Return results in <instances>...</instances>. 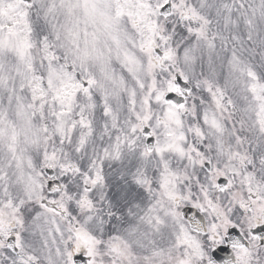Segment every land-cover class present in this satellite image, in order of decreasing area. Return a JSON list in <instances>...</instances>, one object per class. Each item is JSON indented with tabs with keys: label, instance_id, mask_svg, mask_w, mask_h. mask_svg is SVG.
Wrapping results in <instances>:
<instances>
[{
	"label": "flooded vegetation",
	"instance_id": "flooded-vegetation-1",
	"mask_svg": "<svg viewBox=\"0 0 264 264\" xmlns=\"http://www.w3.org/2000/svg\"><path fill=\"white\" fill-rule=\"evenodd\" d=\"M117 124L116 130H108L109 135L117 136L104 142V152L96 156L99 160H89L87 176H100L102 185L96 186L100 192L114 177L126 195H156L157 201L151 204H156L159 218L163 207L160 220L165 227L172 223V209L182 204L181 209L189 206L199 212L206 231L191 233L198 245L193 251L199 258L187 257L186 247L178 242L170 246L169 231L140 233L137 217V233L103 236L104 249L97 257L91 251L95 238L87 231L62 234L64 249L60 248L57 216L48 218L46 233L38 238L27 232L19 218L0 210V264H73L74 255H82L87 264H264V193L253 192L247 185L249 182L264 188L263 148L253 158L251 147L243 143L246 138L235 136L232 120L192 121L185 124L194 127H186L190 134L174 144L169 143L166 131H161L157 123L141 121L137 111H131L128 120ZM149 137L153 139L151 151L145 150ZM172 192H180L181 196L175 195L172 200ZM85 198L92 204L91 196ZM41 202L57 211L59 194L45 195ZM145 208L130 210L122 203L116 220L121 222L130 213L144 214ZM34 210L30 208V212ZM104 211L107 214V209ZM86 213L90 214V206ZM31 220L40 225L35 218ZM148 226L143 222L142 229ZM173 233L175 237L187 236L179 227ZM154 248L161 253H151ZM216 251L213 262L210 256Z\"/></svg>",
	"mask_w": 264,
	"mask_h": 264
},
{
	"label": "rangeland",
	"instance_id": "rangeland-1",
	"mask_svg": "<svg viewBox=\"0 0 264 264\" xmlns=\"http://www.w3.org/2000/svg\"><path fill=\"white\" fill-rule=\"evenodd\" d=\"M155 1L156 6H151L146 0H136V2L133 0H114L113 3H116L117 5L115 12L121 13V15L117 16L126 17L129 23L134 25V29L136 30V35L135 33H130L127 30H124L123 32L125 34L122 38L117 31L114 32L113 30L114 27H121V23L119 22L120 20H115L116 22L111 20L113 19L111 17L113 15L111 12L112 0L111 2L110 0H103V2L102 0H69L70 4L68 6L65 0H42V2L41 0H31L29 3L23 0H0V15H4L5 21L2 24L0 23V29H6L0 31V42L4 49H10L17 55L7 57L4 60V63L7 64V70L0 71V95H4L3 97L8 100L7 102H4L6 109L2 116V128L0 127V148L4 149L0 153L3 157L10 159L9 166L6 167V174L8 176V185L11 188L16 186L19 188L18 191H25L31 186H37V184H39L37 180V176H39V171H37L36 168L37 165L35 164L32 166L31 162H28L25 158V155H29L28 151L30 147H32L30 149V156L33 157L31 150L37 146L38 136H40L41 132V124L39 122L36 123L34 117L36 114H42V108L41 111H39V109L32 105V102H42L47 106L53 105L52 107L64 108L66 110L65 107L68 108L67 102L72 100L73 95L78 93L82 97L91 101V95H93V84L92 81H89L92 74H89L91 76L86 75L85 78L86 80L88 79V82L85 87L82 86L83 79H75L73 75L65 77L63 76L64 71L57 75V70L53 68L52 64H47L46 67L49 69L50 73L56 75V79H53L52 77L46 78V81L44 82L41 77L33 75L36 73V70H38L36 68L38 62L42 61L39 52L36 53V46L33 42L34 38L37 37L39 33L37 27L43 28L45 33L57 36V40L61 42V46L64 50L68 45L69 57L71 59L91 58L90 61L88 60L87 62H90L98 71L104 69L100 63L102 57L104 55H109L110 53L114 56L110 55L107 59L110 57L115 58L119 66V75H130L134 81L138 80V83H140V79L143 77L144 70L146 69L147 79L145 84H142L137 88L139 93H137V97L140 95L138 106L141 107V110L143 111L148 109L150 105H153L154 103H159L161 105V103H163L164 92L173 88V83L170 81L167 82L165 86L159 85L163 78L166 77L158 72L159 70L156 66L159 65H163L165 68H170L169 71L176 67L180 68V73L185 79H192V76H194L196 81H198L196 83L198 87L195 89L194 93L197 95L200 92V89L204 90L207 93L204 96L206 103L213 106L216 101L222 110L221 99L224 92L223 88H218L219 93L215 92L216 94H219V97L216 99L214 98L213 92L214 85L221 86V83H211L210 79L205 80L190 73V70L195 67L192 52L204 49L207 54H210L215 48L213 45V49H208L200 39L203 34H206L203 29L204 20L202 16L189 6L190 4L187 0H173L172 3L174 10L172 15L167 18L168 20L160 19L158 17V10L160 6L167 2V0ZM257 1L258 0H255L256 3L259 2ZM202 10L204 9L202 8ZM23 12H27L31 16L35 14V12H38V18H35L34 21L25 22V20L21 19ZM109 12H111L112 15ZM47 13L52 15L57 14L62 18L45 21ZM68 16L71 17L69 20L67 19ZM106 17L109 19V22H107ZM182 17H185V25L186 22L189 25L188 33L197 35L199 39L192 40V38H189L181 43L180 39L183 36V33L175 32L176 28L172 26L178 23V18ZM249 21L252 25L250 19ZM225 22L231 41L239 44V42L242 41L241 35H243V28L239 24V16L234 13L233 17H226ZM259 27L261 33L257 32V25L254 24V30L248 34L253 39L257 38L264 40V22H262ZM79 30H86L85 33L87 35L85 39L82 38ZM127 38L131 45L128 44ZM3 39L4 41H2ZM91 40L94 41L93 50L90 49L88 52L81 51L86 46L85 42H90ZM251 41L254 40H250V45L252 44ZM182 44L186 45L182 47ZM242 45L245 47L244 43H242ZM179 46L181 48H179ZM4 49H0V61L6 57V49ZM156 49L162 52L163 59L158 57V54L155 51ZM260 49L262 50L261 54L263 55V57L260 56L261 65L264 66V41ZM152 57L153 59L151 60ZM202 57L206 62L207 60H210V57H206V55ZM220 57L231 58V56ZM29 63L32 65V68L29 67ZM11 64L15 67L8 70V65ZM85 64H87L86 59ZM85 67L86 65L82 67L85 69L84 72H86ZM200 70V75L206 77V69L203 65H201ZM254 71L256 72V70ZM108 72L109 69H107V75ZM152 80L158 81L154 84ZM120 81L121 80L119 79H115L113 80V84L119 83ZM2 82H5V87L3 88ZM231 84L233 87V82ZM23 85L27 86L28 95L29 97H32L28 102L23 100L20 94L14 93L20 91ZM113 89L116 91L115 88ZM253 89L254 91H257L258 85L256 83L253 84ZM7 91L15 94V97L19 101L17 104L10 103L11 96L7 98ZM147 92V98H149L153 104H149V102L142 103L141 94ZM233 93L236 94L234 90ZM129 97H132V95H129ZM229 98L231 100L235 99L236 101L239 99L238 96L233 99L232 95H230ZM192 101L193 100H189L186 105L191 107ZM137 102L138 100L136 101V104ZM55 104L57 105L55 106ZM64 105L65 107H63ZM9 108H13V110H10ZM69 110L76 111V113L81 111L78 105H75L74 107L72 105ZM258 110L261 112V116L264 120V102L258 105ZM63 111L61 109V112ZM207 111L205 116L208 115L210 117L209 119H214L213 115ZM232 112L238 120H244L247 118L246 109L242 111L237 110L236 113L234 109ZM169 114L175 115H171L169 118L170 120H180L179 111L175 110L174 112H169ZM58 123L64 125V118H59ZM73 124L82 125V127L88 126V123H84L82 119H77ZM261 124L264 126L263 122H261ZM47 131L48 128H45L44 130L42 129V132L47 133ZM70 133V127L68 126L67 131L62 134L57 133L55 129L53 131L49 129L48 135L56 138H65L67 136L66 140H68ZM258 134L263 138V133ZM13 147H16L15 154L13 153ZM36 148L37 150L34 149L35 153L38 151V146ZM63 158L65 157L62 156V154L57 156L54 152L53 155H46L45 160L40 164V167L42 166L41 170L46 167L59 168L61 166L59 174L62 177V174L66 173V170L69 168V164H73L72 162L66 161H63V164H61L62 161H60V163L59 159L63 160ZM33 172L35 179L32 176ZM243 177L248 179L247 176ZM64 180L65 182H70V177H64ZM247 185L253 192L264 193V188L260 186L254 187V185L249 182ZM63 196V193L60 194V198ZM61 205L65 208L66 202L61 201ZM0 207V210L4 213L9 216L10 214L11 216H14L12 214L13 211L10 210L12 209L10 206H6V209H2L4 206ZM84 207L86 208V204L82 203V208ZM60 219L64 231H69L67 230L68 228H66L68 225L65 221L66 218L61 216ZM92 252H100V246L92 248Z\"/></svg>",
	"mask_w": 264,
	"mask_h": 264
},
{
	"label": "trees",
	"instance_id": "trees-1",
	"mask_svg": "<svg viewBox=\"0 0 264 264\" xmlns=\"http://www.w3.org/2000/svg\"><path fill=\"white\" fill-rule=\"evenodd\" d=\"M187 1L192 7H194L196 10H198L202 14L205 20V24H203V29L206 32V35L202 36L200 39L202 40L204 46H206L208 49H213V45L215 46V48L210 54H207V52L204 49H201L199 54L201 56L206 55V57H210L209 58L210 60L209 61L207 60V62H209L210 65H213L215 62H217V57H220L221 55L225 54V51H223V48L220 46L221 42L228 43L231 41V38L228 35V31L226 29V22H225L226 17L220 15L218 12H226V13L232 12L233 3H235V1L234 0H222L220 2H218V0H187ZM202 8L204 10H202ZM4 22H5L4 15H0V23L2 24ZM178 29L180 30L181 33H183V36H184L182 38L183 39L182 42H185L189 38H192V40H195L198 38V36L196 35L187 33L184 25L179 26ZM3 30H6V29H0V31H3ZM37 30L39 31L38 33L39 36L45 35V31L43 30V28L37 27ZM2 41H4V39ZM33 42L35 44V39ZM0 49H4V48L0 46ZM7 57H9L8 54H6V57L2 61H0V71L7 70V64L4 63V60ZM45 66L46 65L42 64V67H45ZM13 67L15 66L12 64L8 65V70L13 69ZM3 87H5V82L2 85V88ZM7 92H8L6 95L7 98L11 96L10 103L17 104L19 101L15 97L14 93H18L21 95L23 91L21 92L17 91L14 93L10 91H7ZM3 96L4 95H0V127L3 123L2 116L6 109V107L4 106V102L8 101ZM22 98L23 100H25L23 96ZM9 109L13 110V108H9ZM15 150L16 148L13 151Z\"/></svg>",
	"mask_w": 264,
	"mask_h": 264
},
{
	"label": "water",
	"instance_id": "water-1",
	"mask_svg": "<svg viewBox=\"0 0 264 264\" xmlns=\"http://www.w3.org/2000/svg\"><path fill=\"white\" fill-rule=\"evenodd\" d=\"M161 12H163L164 14H168L169 12H170V5L169 4H167V5H165L162 9H161ZM170 99H172L175 103H177L178 104V102L181 100H179V101H176L175 99H174V97L172 96L171 97V95H169L168 96ZM49 185H53L50 189H56V188H58V185H57V182H51Z\"/></svg>",
	"mask_w": 264,
	"mask_h": 264
}]
</instances>
